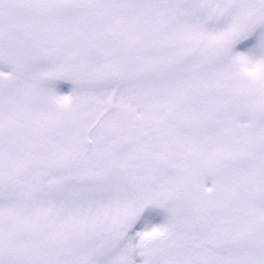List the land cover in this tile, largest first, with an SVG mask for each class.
<instances>
[{"label": "snow or ice", "instance_id": "1", "mask_svg": "<svg viewBox=\"0 0 264 264\" xmlns=\"http://www.w3.org/2000/svg\"><path fill=\"white\" fill-rule=\"evenodd\" d=\"M0 264H264V0H0Z\"/></svg>", "mask_w": 264, "mask_h": 264}]
</instances>
